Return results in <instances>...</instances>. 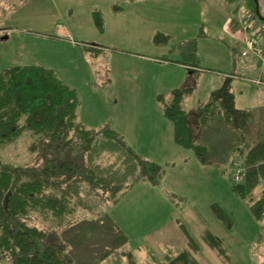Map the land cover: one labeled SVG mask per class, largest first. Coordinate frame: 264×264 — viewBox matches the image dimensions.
<instances>
[{"label":"rangeland","instance_id":"1","mask_svg":"<svg viewBox=\"0 0 264 264\" xmlns=\"http://www.w3.org/2000/svg\"><path fill=\"white\" fill-rule=\"evenodd\" d=\"M247 8L245 0H0V70L26 64L52 68L75 90L85 124L116 130L142 158L164 167L158 185L138 182L113 205L93 207L101 239L110 241L118 228L138 261L145 262L149 251L160 260L185 249L187 235L198 243L195 257L201 264L264 259V220L256 221L248 202L231 191L232 159L224 170L199 163L191 150L174 142L172 124L157 100L158 94L192 82L193 91L182 102L191 110L228 79L235 107L251 113L238 132L240 147L264 141L261 63L252 54L241 57L245 46L226 34L235 22L246 21ZM94 11L101 14L102 30ZM258 12L264 17V0H258ZM191 37L197 40L196 77L164 60H178L173 49ZM85 44L101 50H86ZM210 133L217 141L211 139L213 157L229 160L228 136L221 128ZM31 140L24 131L1 147L0 167L26 165L33 155ZM241 161L240 155L234 159L235 165ZM212 205L222 209L227 222ZM107 219L115 228H106ZM206 231L220 242L224 256L202 240ZM0 264H10L9 259L2 256Z\"/></svg>","mask_w":264,"mask_h":264},{"label":"trees","instance_id":"2","mask_svg":"<svg viewBox=\"0 0 264 264\" xmlns=\"http://www.w3.org/2000/svg\"><path fill=\"white\" fill-rule=\"evenodd\" d=\"M245 1L247 9L264 18L258 12V0ZM93 19L102 30L99 11L93 12ZM158 36L154 37L156 43ZM83 46L95 53L101 50L93 44ZM196 47V37L186 39L173 49L178 60H164L186 66L188 77H196ZM193 84L175 87L169 95L160 93L157 100L162 115L172 124L174 142L207 164L208 147L198 141L203 125L216 119L240 130L251 113L235 107L228 79L206 102L187 110L182 102L193 91ZM77 108L75 90L52 68L26 64L0 70V148L26 131L32 136L29 148L33 154L26 165L0 167V258L6 256L10 264H201L195 257L198 243L190 235L185 249L160 260L149 251L145 262L125 248L127 236L114 222L109 225L108 219L106 228H115L117 235L108 242L101 239L103 235L97 231L101 224L92 221L98 215L95 204L113 205L141 181L158 185L164 167L142 158L116 130L83 125ZM237 150L242 163L232 161L230 189L248 202L253 218L262 222L264 141L254 142L245 151L240 146ZM239 166L244 167V176L236 182L231 175ZM212 208L228 221L220 207ZM202 240L218 255H225L209 231Z\"/></svg>","mask_w":264,"mask_h":264},{"label":"built area","instance_id":"3","mask_svg":"<svg viewBox=\"0 0 264 264\" xmlns=\"http://www.w3.org/2000/svg\"><path fill=\"white\" fill-rule=\"evenodd\" d=\"M246 21L238 24L237 28L228 31L229 35L245 46L241 52V57L250 54L255 56L261 63L264 70V20L261 19L253 10H246ZM260 83V80H256ZM232 180L240 182L244 176V167H236L232 172Z\"/></svg>","mask_w":264,"mask_h":264},{"label":"crops","instance_id":"4","mask_svg":"<svg viewBox=\"0 0 264 264\" xmlns=\"http://www.w3.org/2000/svg\"><path fill=\"white\" fill-rule=\"evenodd\" d=\"M237 27H238V23L235 22L232 28H237ZM230 31H232V30H230ZM226 34L231 38V36L229 35V32L228 31L226 32ZM177 64L178 63H176V67H178L180 69H187L186 66H183L181 64H178L177 65ZM261 74H262L261 76L263 77L264 76V70H263V73H261ZM257 80H259V79H257ZM220 84H221V82H220ZM256 84H261V83H256ZM158 91H160V90H158ZM163 118H164V116H163ZM78 119H79V121L83 125H85L88 128L99 129V126L98 127H93V126L92 127H89L79 117H78ZM217 128H221L222 133H224V134H226L228 136L227 140H225V143H227V148H226L227 149L226 150L227 152H226V154L228 155L229 160H226L225 162L223 160H220V159H215L216 158L215 156L213 157L214 153L216 154V151L214 150L215 149L214 148L215 147V144L213 145L212 144V140H211V139H213L214 136H212L210 132L212 131V129L215 130ZM172 129H173V127H172ZM238 132H239V130H237L236 128H234L232 125H229V124H226V123H221L220 120L212 119V120L207 121L203 125V127L201 128V130H200V132L198 134V141L201 142V143H204L205 145H207L208 151H209V156H210L209 163L204 164V165H206V166H208V165L209 166H213L212 167L213 170H216V169L217 170L218 169L219 170H224V166L225 165L227 166L228 164H230L229 162H230L231 159H232V161H234L233 159H235V161H236V156L238 154V152H237L238 150L237 149L240 146ZM214 141L217 142L216 141V137H214ZM210 143L213 145V148L214 149L211 148V146H210L211 144ZM246 149L243 148V151H245ZM176 151H177V149H176ZM177 154H178V151H177ZM179 154H181V153H179ZM183 154H185V153H183ZM218 157H221V156H218ZM241 163H242V161H241ZM217 167H219V168H217ZM260 259H261L260 264H264V259L263 258H260Z\"/></svg>","mask_w":264,"mask_h":264},{"label":"water","instance_id":"5","mask_svg":"<svg viewBox=\"0 0 264 264\" xmlns=\"http://www.w3.org/2000/svg\"><path fill=\"white\" fill-rule=\"evenodd\" d=\"M262 19H264V18H262Z\"/></svg>","mask_w":264,"mask_h":264}]
</instances>
